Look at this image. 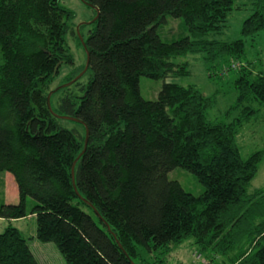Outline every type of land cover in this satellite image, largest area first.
<instances>
[{"label":"trees","instance_id":"trees-1","mask_svg":"<svg viewBox=\"0 0 264 264\" xmlns=\"http://www.w3.org/2000/svg\"><path fill=\"white\" fill-rule=\"evenodd\" d=\"M61 1L0 0V174L18 189L17 203L0 206V220L34 217L35 238L55 244L66 264H139L142 252L188 239L204 252L234 254L230 264H264V191L249 193L264 150L243 159L236 142L256 115L252 105L264 107V70L247 59L264 39V0L82 1L99 11L85 40L91 78L74 84L81 96L63 89L54 103L55 92L51 112L50 86L74 65L67 36L78 39ZM241 1L251 3L241 38L211 39ZM167 17L182 19L189 35L164 42L157 30ZM188 54L204 55L211 77L222 66L239 72L226 121L208 119L215 95L166 82L190 75L174 62ZM142 77L164 81L156 101L142 97ZM54 114L77 118L83 134ZM176 168L204 192L170 181ZM0 264H40L11 225L0 234Z\"/></svg>","mask_w":264,"mask_h":264},{"label":"rangeland","instance_id":"rangeland-1","mask_svg":"<svg viewBox=\"0 0 264 264\" xmlns=\"http://www.w3.org/2000/svg\"><path fill=\"white\" fill-rule=\"evenodd\" d=\"M61 6L68 11L72 12L75 19L70 23L75 33L86 40L89 36V32L94 28L95 11L91 7L85 5L81 0H62ZM237 7L240 9L231 13L226 23V28L220 35L215 37L211 36V39H217L220 41L231 42L241 38V30L243 22L251 15V3L248 1L238 2ZM79 27V32L77 31ZM78 32V33H77ZM158 35L166 42L171 43L178 41L181 38L187 37L189 34L186 30L182 19H174L167 17L165 24L159 26ZM80 37L76 39L73 35L67 36V46L70 55L74 59V65H64L59 76L55 78L54 82L50 86V93L59 91L58 95L53 94L50 97L54 103L57 102L62 92L60 90L68 89L72 93L81 96L83 93L80 88L75 87V83L68 86L72 81L68 80L78 74L75 78L83 73L82 68L86 66L87 56L86 52L81 44ZM258 48H248L247 59L249 62H255L256 70H264V39L259 40ZM258 53V54H257ZM176 64H187L189 76H182L177 78H169L166 80L168 83H176L182 87H194L200 91L205 97H212L215 95V103L213 107L208 111V119L210 121H222L227 119V113L232 106L235 105L238 94L235 89V81L239 77V72H230L225 74L220 67L211 71L214 73L213 77L209 74V66H207L204 55L202 54H188L186 56L176 58L174 60ZM90 73H85L78 80L80 86H87L91 78ZM164 84L163 80H151L146 77L140 78V91L145 100L156 101L158 95ZM48 94V96L50 95ZM51 104V103H50ZM252 107L256 111L255 117L250 120L248 124H245L236 137L237 145L240 149L243 159H248L253 153L264 150V107L258 104H253ZM238 113H236L237 115ZM236 115L230 117L235 118ZM63 128L69 130L78 129L82 134L83 130L78 123L61 120ZM12 177L9 173L0 174V206L3 204L17 203L18 199H14L13 190L16 187V183L10 182L7 179ZM170 181L178 182L183 189L193 194L194 196H200L204 192V187L198 182L197 178L182 168H176L168 174ZM264 191V161L259 165V170L251 183L249 193L255 191ZM35 205L34 201L28 199L27 208L31 210ZM11 226L19 228L23 237L27 240L33 254L40 264H66L64 257L59 252L58 248L53 243H42L36 238V220L26 219L23 223H14L0 220V234L4 233L7 228ZM231 254L228 257H224L220 254H214L212 252H204L196 245L194 239H188L180 245H171L168 249L160 250L157 252L146 253L142 252V259L139 264H230V258L234 257Z\"/></svg>","mask_w":264,"mask_h":264},{"label":"water","instance_id":"water-1","mask_svg":"<svg viewBox=\"0 0 264 264\" xmlns=\"http://www.w3.org/2000/svg\"><path fill=\"white\" fill-rule=\"evenodd\" d=\"M81 1H84V0H81ZM84 3V2H83ZM97 11V16L96 18L94 19L93 23L96 22L98 20V17H99V11L98 9H95ZM77 31L79 32V27L77 29ZM77 32V33H78ZM78 36L80 37V40H81V43L85 49V52H86V56H87V62H86V66H85V69L83 71V73L81 75H79L77 78H75L74 81H72L70 84H68V86L74 84L75 82H77L78 80H80V78L83 76V74H85L87 71H88V68H89V62H90V55H89V52L87 50V46H86V43H85V40L80 36V34L78 33ZM53 93H50V95L48 96V107H49V110L52 112V108H51V104H50V97L52 96ZM56 117H58L59 119L61 120H68V121H72V122H80L77 118H74V117H68V116H59V115H56L54 114ZM88 141H89V131L88 129H86V139H85V149L88 145ZM85 152V150L83 151V153ZM82 153V154H83ZM81 154V155H82ZM81 155L78 157V159L74 162L73 164V168H72V178H73V182H74V175H75V166L78 162V160L80 159ZM95 214L100 218L99 216V213L94 210ZM101 219V218H100ZM109 229V228H108ZM110 231V229H109ZM121 247V246H120Z\"/></svg>","mask_w":264,"mask_h":264},{"label":"crops","instance_id":"crops-1","mask_svg":"<svg viewBox=\"0 0 264 264\" xmlns=\"http://www.w3.org/2000/svg\"><path fill=\"white\" fill-rule=\"evenodd\" d=\"M12 176V175H11ZM8 181H10V182H14L15 183V181H14V178H13V176L12 177H10L9 176V178L7 179ZM15 189L13 190V196H14V199H18V189H17V186L16 187H14ZM28 219H34V217H29ZM26 221V219H23V220H15V221H13L14 223H23V222H25ZM12 223V222H11ZM10 223V224H11ZM19 231H20V229L19 228H17Z\"/></svg>","mask_w":264,"mask_h":264}]
</instances>
